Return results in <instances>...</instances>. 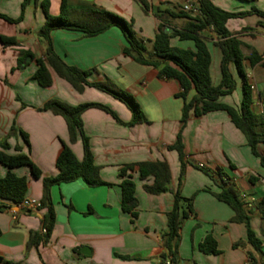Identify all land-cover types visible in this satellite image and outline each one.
Wrapping results in <instances>:
<instances>
[{
    "label": "crops",
    "instance_id": "1",
    "mask_svg": "<svg viewBox=\"0 0 264 264\" xmlns=\"http://www.w3.org/2000/svg\"><path fill=\"white\" fill-rule=\"evenodd\" d=\"M23 0H0V14L18 19ZM41 0H29L22 19L9 23L0 18V36L14 38L16 46L0 43V141L7 137L9 155L22 153L29 157L39 172L32 176L30 169L12 170L25 176L28 191L25 198L40 201L43 178L57 175L56 157L64 142L78 161L84 157L80 137L69 141L62 117L40 110L48 100H58L71 106L97 103L109 108L121 122L102 109L89 108L81 116L88 138L93 164L100 179L111 186L88 187L82 179L53 185L50 200L54 223L47 241L37 247V235L45 233L43 220L46 208L25 211L0 200V264H162L163 235L167 231L166 214L173 206L176 191L192 199L194 215L185 219L179 230L175 258L179 264H264V219L258 204L264 198V166L252 154L244 135L234 126L227 113L210 112L200 117L192 113L181 131L183 164L175 150H169L181 129L183 101L177 98L179 84L162 79L158 70L140 65L122 54L126 42L121 31L112 27L102 34L85 37L78 31L54 30L50 37L56 55L68 66L88 72L89 83H108L132 97L139 106L144 122L128 125L131 111L118 99L85 86L81 93L49 69L52 84L42 88L33 79L34 59H45V46L38 37L44 23ZM147 10L136 0H67L69 9L95 7L110 12L126 22H132L137 38L145 40L146 52L159 23L182 29L189 19L182 17L183 6H196L197 0H146ZM226 12H248L255 8L264 13V0H213ZM60 0H49L48 13L58 16ZM189 13V12H187ZM195 15V14H190ZM262 18L248 14L226 22V28L241 42L245 57L252 53L262 61L251 66L245 60L243 68L252 94L251 109L264 113V27ZM212 37L210 30L203 32ZM171 45L192 48L190 42L171 40ZM211 56V84L220 83L221 52L212 40L206 42ZM29 52L17 66L20 52ZM230 71L236 81L235 90L219 101L240 108L242 82L233 66ZM193 91L187 95L190 100ZM14 125L16 131L7 136ZM20 131L27 135L26 144ZM264 156V143L257 147ZM165 161L170 170L168 191L153 195L144 185L152 177L140 179L132 174L137 217L132 219L121 210V190L118 173L121 167L139 162ZM202 165V168H199ZM205 171H208L206 173ZM6 169L0 166V175ZM221 173V177L218 175ZM232 186L244 203V212L254 237L256 249L247 238L244 223L232 222L233 210L217 200L219 185ZM206 236L216 243L217 254H206L199 244Z\"/></svg>",
    "mask_w": 264,
    "mask_h": 264
},
{
    "label": "trees",
    "instance_id": "2",
    "mask_svg": "<svg viewBox=\"0 0 264 264\" xmlns=\"http://www.w3.org/2000/svg\"><path fill=\"white\" fill-rule=\"evenodd\" d=\"M67 0H60L58 16L54 17L48 13L49 0H41L40 6L44 13V23L38 31V37L45 46V59H34L35 72L33 79L37 84L46 88L52 84L49 69L53 70L58 76L68 82L73 89L81 93L85 86L94 87L121 101L132 113V120L128 125L144 122L145 119L139 106L130 95L116 90L108 83H89L86 78L88 72L81 71L76 67L66 65L54 52L50 34L54 30L78 31L85 37H93L104 33L112 27L118 28L126 42L122 54L131 58L140 65L151 66L158 70V76L162 79L174 80L180 86V93L177 98L182 99L183 107L181 111V129L179 130L176 141L169 150H175L183 164V147L181 143V131L185 126L190 113L194 117H200L210 112L223 111L228 114L234 126L244 135L252 154L260 158L261 165L264 166V156L257 152L259 144L264 143V113L256 114L252 111V94L247 83L243 68V62L247 60L250 67L261 62L262 58L256 53L245 57L241 50V42L236 36L229 33L226 28V22L233 18L242 17L248 14H257L262 18L259 25L264 27V13L252 8L248 12H226L213 4V0H197V13L190 15L181 11L182 17L189 19V22L182 29L170 27L164 23H159L156 34L151 42L152 50L149 55H145V40L137 38L132 30V22H126L122 18L95 7H86L81 9H69L66 5ZM147 10L146 0H136ZM255 1V0H246ZM29 0H23L21 3V14L18 19H10L0 14V18L9 23H16L22 19L23 11ZM210 30L212 37L207 38L203 32ZM177 39L179 42H190L192 48H180L171 45V40ZM212 40L213 44L221 52L220 75L221 80L217 86L211 84L210 64L211 56L206 42ZM0 43L3 46H16L14 38L0 36ZM17 59V66H21L25 57L32 59L29 52H20ZM264 67V61L261 63ZM233 66L237 75L241 79L242 99L240 108L235 109L223 104L219 99L231 94L236 88V81L230 71ZM190 91L194 94L187 101V95ZM89 108L102 109L109 113L121 123L116 115L107 107L97 103H84L75 106L68 105L58 100H48L42 111H49L54 115L62 117L65 121L68 131L69 141L74 143L80 137L83 146L84 157L78 161L71 149L61 142V149L55 160L57 175L54 177L43 178L42 196L40 198V208H46L47 213L43 224L45 233L40 237L37 235L34 246L37 247L43 240L47 241L54 223V212L50 200V188L53 185L69 183L77 179H82L88 187L111 186L103 182L99 177V169L93 164L92 155L89 149L88 138L85 136L82 126L81 116ZM14 125L11 127L8 137L15 133ZM20 135L27 144V135L20 131ZM7 137L0 141V166L6 169L3 176L0 175V200L17 206L26 196L28 191V182L25 176H17L12 170L20 167L30 169L32 176L37 177L39 172L32 164L28 156L18 153L14 155L6 154L2 149H7L5 142ZM137 172L140 179L152 177L150 185H144L143 189L153 195H158L168 191L170 182V170L165 161L139 162L124 165L120 168L118 178L121 190V210L131 216L137 217V201L134 197V182L132 174ZM208 173V171H205ZM221 177V173L218 172ZM220 191L215 194V198L227 204L234 212L232 222L244 223L247 229L248 241L259 249V241L249 228L248 217L245 214L244 203L238 193L232 186L226 183L219 185ZM4 207L0 206V209ZM258 210L261 218L264 219V198L258 204ZM194 215L192 199L183 198L178 191L173 195V206L171 211L166 214L167 231L163 235V248L165 253L161 255L162 264L166 260L169 264H179L175 258L177 244L179 241V230L182 222ZM199 248L206 254H217L216 243L211 236H206ZM9 264V263H6Z\"/></svg>",
    "mask_w": 264,
    "mask_h": 264
},
{
    "label": "built area",
    "instance_id": "3",
    "mask_svg": "<svg viewBox=\"0 0 264 264\" xmlns=\"http://www.w3.org/2000/svg\"><path fill=\"white\" fill-rule=\"evenodd\" d=\"M182 9L183 11L189 12L191 14L197 13V8L191 5L190 3H186ZM202 167H203L202 165H199V168H202ZM16 207L21 210H25V211H28V210L33 211V210H38L40 208V203L39 201L34 200V199L24 198L23 201L20 202ZM164 264H169V261L166 260ZM245 264H251V263L247 262Z\"/></svg>",
    "mask_w": 264,
    "mask_h": 264
}]
</instances>
